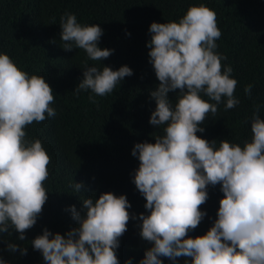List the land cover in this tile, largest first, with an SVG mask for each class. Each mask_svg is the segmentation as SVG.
<instances>
[{"label": "clouds", "instance_id": "9594fccd", "mask_svg": "<svg viewBox=\"0 0 264 264\" xmlns=\"http://www.w3.org/2000/svg\"><path fill=\"white\" fill-rule=\"evenodd\" d=\"M63 48L82 49L92 61H102L114 49L101 48L104 30L98 23H82L74 12L59 20ZM149 62L159 81L150 92L156 107L150 124L161 128L155 143L138 142L132 155L139 160L133 183L146 198L147 214L140 213V236L150 243L138 264H264V118L256 105L250 117V139L242 144L207 140L203 122L218 106L240 104L233 68L222 63L217 51L222 36L216 12L204 3L192 4L178 20L152 22L149 27ZM130 35V33H128ZM75 91L90 92L89 100L113 93L133 69L123 65H89ZM252 84L244 88L251 96ZM179 89L175 102L169 92ZM54 91L47 79L29 73L6 52L0 51V234L10 229L25 240V231L37 223L48 200L44 182L51 157L39 138L30 139L26 128L56 116ZM220 185L216 219L204 235L189 236L206 216L200 205L208 199V186ZM75 194L82 182L70 185ZM126 194L104 192L70 206L76 226L65 234L45 228L31 245L45 264H120L117 249L128 221ZM10 252L27 254V247L8 242ZM0 264H10L0 256ZM125 264H133L128 259Z\"/></svg>", "mask_w": 264, "mask_h": 264}, {"label": "trees", "instance_id": "16d2710c", "mask_svg": "<svg viewBox=\"0 0 264 264\" xmlns=\"http://www.w3.org/2000/svg\"><path fill=\"white\" fill-rule=\"evenodd\" d=\"M204 3L216 12L222 36L217 51L227 56L224 64L233 68L238 80L235 94L240 104L224 110L218 106L202 124L204 132L197 135L207 140L243 143L250 139V117L256 105H264V0H0V51L9 54L29 73L42 75L54 91V118L28 125L27 136L43 141L51 157L49 177L44 182L48 200L37 223L25 231V240H18L19 232L10 229L0 234V256L10 264H45L42 253L31 241L45 228L65 234L76 226L70 206L77 211L82 200L104 192L126 194L131 203L129 212L137 219L128 221L120 239L117 255L120 264L132 259L138 264L150 243L140 236V213L147 214L146 198L133 183L139 160L132 155L138 142L155 143L161 128L150 124L156 107L150 92L159 81L149 62V27L152 22L178 20L192 4ZM74 12L82 23H98L104 30L101 48L114 49L102 61H92L82 49L65 50L60 40V17ZM130 33V35L128 34ZM85 61L89 65L110 66L114 70L123 65L133 69L113 93L89 100L90 92L75 91L83 78ZM252 84L251 96L244 92ZM179 89L169 92L175 102ZM264 118V107L261 108ZM82 182L80 193L70 185ZM208 199L200 205L207 214L188 235L206 234L216 219L223 192L220 185L208 186ZM8 242L27 247V254L10 252ZM164 264H172L162 258ZM184 264V258H179Z\"/></svg>", "mask_w": 264, "mask_h": 264}]
</instances>
